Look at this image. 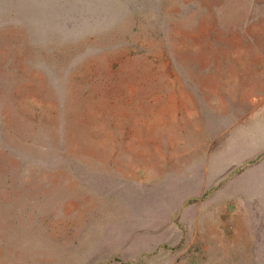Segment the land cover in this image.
<instances>
[{
  "label": "rangeland",
  "instance_id": "rangeland-1",
  "mask_svg": "<svg viewBox=\"0 0 264 264\" xmlns=\"http://www.w3.org/2000/svg\"><path fill=\"white\" fill-rule=\"evenodd\" d=\"M0 264H264V0H0Z\"/></svg>",
  "mask_w": 264,
  "mask_h": 264
}]
</instances>
